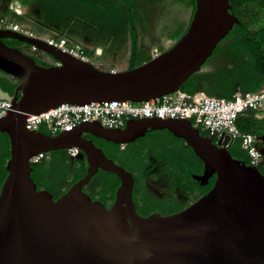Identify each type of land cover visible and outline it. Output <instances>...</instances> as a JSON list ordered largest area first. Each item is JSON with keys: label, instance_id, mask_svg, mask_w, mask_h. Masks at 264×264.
Listing matches in <instances>:
<instances>
[{"label": "water", "instance_id": "1", "mask_svg": "<svg viewBox=\"0 0 264 264\" xmlns=\"http://www.w3.org/2000/svg\"><path fill=\"white\" fill-rule=\"evenodd\" d=\"M230 10L229 0H195L186 31L171 47L122 71L102 70L42 40L0 30V72L17 83L12 95L0 88V99L10 103L0 118L9 142L0 185V264H264V175L231 156L227 135L213 142L188 119L156 117L128 119L119 128L82 122L56 135L26 128L29 115L62 104L149 101L179 91L192 75L232 69L227 64L204 70L217 45L240 24ZM3 39L34 45L60 65H38ZM156 130L191 148L203 165L202 175L193 176L200 185L215 179L183 210L143 217L133 200L132 173L89 137L126 145ZM71 148L79 150L75 158L85 159L86 173L54 199L33 181L32 158ZM99 170L119 181L110 207L84 191Z\"/></svg>", "mask_w": 264, "mask_h": 264}, {"label": "trees", "instance_id": "2", "mask_svg": "<svg viewBox=\"0 0 264 264\" xmlns=\"http://www.w3.org/2000/svg\"><path fill=\"white\" fill-rule=\"evenodd\" d=\"M21 5H25L29 1L34 0H17ZM75 1V0H74ZM89 6L93 7L102 15L107 14L109 6L104 5V0H84ZM192 13L195 9V0H190ZM64 0H50L48 7L54 12L63 9ZM231 5L230 12L239 20L240 24H235L228 35L217 45L208 62L214 57L220 56L226 64H233L232 69H225L215 74H195L190 76L179 88V92L187 98L201 93L205 97H218L230 99L236 92L246 93L260 90L264 87V0H229ZM123 6L126 8L125 15L128 18L127 26L131 38V51L128 62V69H132L141 65L143 62L139 60V50L137 46V31L134 21V15L131 11L130 0H123ZM55 16V15H53ZM47 19L53 23H57L54 17ZM185 28L182 34L186 31ZM180 36L177 38V40ZM3 42L13 48H18L22 52V43L16 40L3 39ZM35 63L42 66H49L38 58L33 57ZM207 62V63H208ZM16 81L8 78L0 72V88L12 95L16 87ZM199 85L201 88L199 89ZM236 125L240 131L250 133L256 137L264 135V119L257 120L252 112H246L236 119ZM39 130L45 134H49L44 126H40ZM150 131V134L156 133ZM201 135L208 136V133L199 130ZM171 139L175 138L166 130H159ZM93 143L102 149L107 157L115 163L121 165L127 171L135 176L134 170L128 165L124 158V152L120 149V145L106 142L102 139L89 137ZM182 141L181 139H179ZM215 142L214 139H212ZM191 156V167L186 168V176L200 171L202 168L201 161L195 156L189 146H187ZM227 149L234 159L244 161L248 164V157L242 150L238 140L231 141ZM9 157V142L5 133L0 132V185L6 177L5 160ZM264 159V155H263ZM181 166H184L183 163ZM87 164L85 159L70 158L66 151L58 150L47 153V157L32 165L31 177L38 189H45L53 194L54 199L63 194L73 183L83 177L86 173ZM261 174L264 175V163L258 166ZM93 178L99 179V191L96 192L99 201L106 207H110L119 181L115 175L99 170ZM190 179V178H189ZM215 177H211L207 186L202 189V193H207L213 186ZM135 184L133 191L138 189L139 182L135 176ZM93 199V197H92ZM137 211L141 214L139 209Z\"/></svg>", "mask_w": 264, "mask_h": 264}, {"label": "built area", "instance_id": "3", "mask_svg": "<svg viewBox=\"0 0 264 264\" xmlns=\"http://www.w3.org/2000/svg\"><path fill=\"white\" fill-rule=\"evenodd\" d=\"M10 10L14 17L0 16V30H9L29 38L42 40L49 46L56 47L83 62L95 65L87 54L85 46L78 43L71 45L67 38L58 34L39 36L27 24L16 19V16L21 15L19 6H11ZM21 48L25 54L36 57L43 63L60 65L34 45L22 43ZM95 54L99 55L100 51L96 49ZM9 108L10 103L0 99V118L6 115ZM263 109L264 87L254 92H236L230 99L205 97L200 94L189 99L177 91L139 103L110 101L85 105L62 104L38 115H30L26 119V128L39 130L40 126H44L49 135H56L82 122L97 121L105 128H119L128 119L153 117L188 119L194 128L207 132L208 137L214 139L215 142L222 140L224 135L229 137V143L238 140L242 150L247 154L248 164L258 167L264 163L258 147V138L253 134L240 131L236 125V119L246 112H252L257 120L264 119ZM66 152L70 158H75L79 154L77 148L68 149ZM45 157L47 153L38 154L32 158V162L36 163Z\"/></svg>", "mask_w": 264, "mask_h": 264}, {"label": "flooded vegetation", "instance_id": "4", "mask_svg": "<svg viewBox=\"0 0 264 264\" xmlns=\"http://www.w3.org/2000/svg\"><path fill=\"white\" fill-rule=\"evenodd\" d=\"M64 1V8L56 12L62 14L61 19L58 17L56 19L58 20L56 24L62 32L69 35L86 34L90 36L107 34L123 36L126 32L130 34L123 0H104V5L109 6L108 13L104 15L84 0ZM49 2L50 0H34L25 3L22 5L26 11L23 17L30 18L32 15L30 9L34 8L42 21L51 19L54 14L53 10L48 7ZM164 2L166 0H130L136 31L141 29L142 15L147 16V12L150 13L149 9L157 4H164ZM40 25H43L42 22L35 24L36 27ZM177 27V21L171 22V28L165 27L163 31H174L178 29ZM218 58L220 56L214 57L207 65ZM158 131L153 134L147 131L142 137L120 146L126 162L138 178L140 187L133 191V200L136 211L139 209L141 212V214L138 211L137 213L143 217L152 213L170 215L183 210L204 195L202 189L208 184L202 186L193 178V176L202 175L203 165L200 171L190 174V179L186 176L185 166L190 168L192 161L188 145L182 139V141L179 138L171 139ZM257 138L259 149L264 150V135ZM182 163L184 166H181ZM99 185V179L92 178L84 187V191L93 199L99 200L96 195Z\"/></svg>", "mask_w": 264, "mask_h": 264}, {"label": "crops", "instance_id": "5", "mask_svg": "<svg viewBox=\"0 0 264 264\" xmlns=\"http://www.w3.org/2000/svg\"><path fill=\"white\" fill-rule=\"evenodd\" d=\"M167 5V6H166ZM177 7L174 12H171L169 4H157L161 6L158 10V14H161V19H158V25H155V19L153 12L156 11V6H153L150 14L147 12V16L141 17V29L137 31V46L139 50V60L145 61L151 59L156 54L167 50L177 40L182 32L187 28L191 16L192 6L190 0H177ZM19 6L20 9H24L17 0H0V16L14 17L10 7ZM165 6V7H164ZM32 16L30 18H24L22 15L16 16V19L27 24L29 28L39 36H49L58 34L59 36L68 39L69 44H81L85 46L87 54L91 59H95V65L102 70H117L122 71L128 69L129 56L131 51V38L129 33H125L123 36H117L115 34L107 35H86V34H67L62 32L56 23L48 20H41L36 9H30ZM147 20V21H146ZM178 22V29L174 31H163L165 27L171 28V22ZM42 22V26L36 27L35 24ZM152 23L149 24V23ZM151 25V29L150 26ZM146 26V27H145ZM176 33V39H171L169 35ZM98 49L100 54H95V50ZM145 63V62H143ZM142 63V64H143ZM264 112V111H263Z\"/></svg>", "mask_w": 264, "mask_h": 264}, {"label": "rangeland", "instance_id": "6", "mask_svg": "<svg viewBox=\"0 0 264 264\" xmlns=\"http://www.w3.org/2000/svg\"><path fill=\"white\" fill-rule=\"evenodd\" d=\"M165 3H167V4H169L170 5V7H171V12H174V9L177 7V0H166V2ZM167 6V5H166ZM165 7V6H164ZM156 11H154L153 12V16H154V19H155V25H158L159 23H157V21H158V19H161L162 17V15L161 14H158V10L159 9H161V6H156ZM20 11H21V15L22 16H24V13L26 12V11H24V9H20ZM149 11H150V14L152 13V11L153 10H151V9H149ZM161 11H162V9H161ZM53 14L55 15V16H53L55 19H57V17H58V19H61L62 18V14H60V13H56V12H54L53 11ZM149 14V15H150ZM161 15V16H160ZM32 16V15H31ZM147 18H148V14H147ZM27 19V18H26ZM148 19H151V17H149ZM147 21V20H146ZM149 24H151L152 25V23L150 22ZM151 25L149 26L150 27V29H151ZM146 27V26H145ZM103 32V34H106V33H104L105 31H102ZM118 36V35H117ZM120 36V35H119ZM118 36V37H119ZM176 33H171L170 35H169V37L171 38V39H176ZM94 62H96V60L95 59H92ZM226 63L224 62V60H222V59H220V58H218V59H215V60H213L204 70L205 71H209V70H211V69H213V68H219V67H222L223 65H225ZM213 67V68H212ZM263 111H264V109H263Z\"/></svg>", "mask_w": 264, "mask_h": 264}, {"label": "bare ground", "instance_id": "7", "mask_svg": "<svg viewBox=\"0 0 264 264\" xmlns=\"http://www.w3.org/2000/svg\"><path fill=\"white\" fill-rule=\"evenodd\" d=\"M29 116H30V115H29ZM29 116H28V117H29Z\"/></svg>", "mask_w": 264, "mask_h": 264}]
</instances>
